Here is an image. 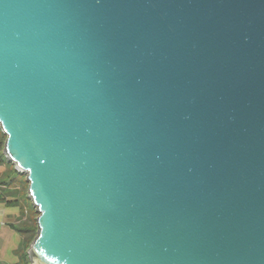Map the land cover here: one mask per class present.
Instances as JSON below:
<instances>
[{
	"label": "water",
	"instance_id": "water-1",
	"mask_svg": "<svg viewBox=\"0 0 264 264\" xmlns=\"http://www.w3.org/2000/svg\"><path fill=\"white\" fill-rule=\"evenodd\" d=\"M0 127L31 264H264V0H0Z\"/></svg>",
	"mask_w": 264,
	"mask_h": 264
},
{
	"label": "trees",
	"instance_id": "trees-1",
	"mask_svg": "<svg viewBox=\"0 0 264 264\" xmlns=\"http://www.w3.org/2000/svg\"><path fill=\"white\" fill-rule=\"evenodd\" d=\"M6 142V135L0 132V149H3ZM3 153L0 151V161L2 159ZM3 175V172H0ZM14 181L7 183V189L10 195L13 197L11 203L17 204L21 208L19 223L16 226V230L19 232L21 241L15 249V253L18 260L12 264H31L28 249L35 239L38 230L37 223V212L33 203L28 197V182L19 179L18 183L11 185Z\"/></svg>",
	"mask_w": 264,
	"mask_h": 264
},
{
	"label": "crops",
	"instance_id": "crops-1",
	"mask_svg": "<svg viewBox=\"0 0 264 264\" xmlns=\"http://www.w3.org/2000/svg\"><path fill=\"white\" fill-rule=\"evenodd\" d=\"M2 176L0 175V264H12L18 260L15 249L21 237L16 226L19 223L21 208L11 203L13 197Z\"/></svg>",
	"mask_w": 264,
	"mask_h": 264
},
{
	"label": "rangeland",
	"instance_id": "rangeland-1",
	"mask_svg": "<svg viewBox=\"0 0 264 264\" xmlns=\"http://www.w3.org/2000/svg\"><path fill=\"white\" fill-rule=\"evenodd\" d=\"M0 132H2L1 127H0ZM0 151L3 153L4 147H3V149H0ZM2 159L3 160L0 161V171L3 172V176L2 177H3V179L6 180L7 183H10V182L14 181L11 184V185H14V184L18 183L19 179H23V180L26 181V175H24V174L20 173L19 171H17L15 166L13 165V163L9 162L6 159L4 154L2 155ZM38 216H39V214L37 212V218H38Z\"/></svg>",
	"mask_w": 264,
	"mask_h": 264
}]
</instances>
